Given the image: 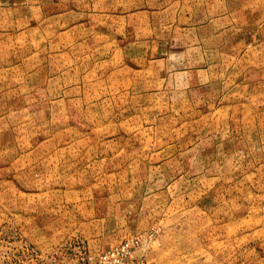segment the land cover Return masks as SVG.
<instances>
[{
    "label": "rangeland",
    "instance_id": "obj_1",
    "mask_svg": "<svg viewBox=\"0 0 264 264\" xmlns=\"http://www.w3.org/2000/svg\"><path fill=\"white\" fill-rule=\"evenodd\" d=\"M122 242L264 264V0H0V264Z\"/></svg>",
    "mask_w": 264,
    "mask_h": 264
},
{
    "label": "built area",
    "instance_id": "obj_2",
    "mask_svg": "<svg viewBox=\"0 0 264 264\" xmlns=\"http://www.w3.org/2000/svg\"><path fill=\"white\" fill-rule=\"evenodd\" d=\"M76 264H148L140 257H134L133 245L122 242L100 253L84 252Z\"/></svg>",
    "mask_w": 264,
    "mask_h": 264
}]
</instances>
